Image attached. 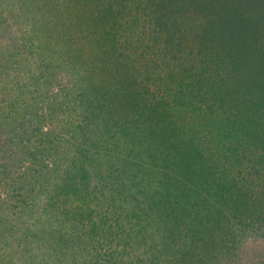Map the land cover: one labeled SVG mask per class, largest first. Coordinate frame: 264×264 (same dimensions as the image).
<instances>
[{"label":"trees","instance_id":"obj_1","mask_svg":"<svg viewBox=\"0 0 264 264\" xmlns=\"http://www.w3.org/2000/svg\"><path fill=\"white\" fill-rule=\"evenodd\" d=\"M0 264H264V0H0Z\"/></svg>","mask_w":264,"mask_h":264}]
</instances>
